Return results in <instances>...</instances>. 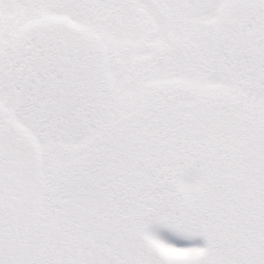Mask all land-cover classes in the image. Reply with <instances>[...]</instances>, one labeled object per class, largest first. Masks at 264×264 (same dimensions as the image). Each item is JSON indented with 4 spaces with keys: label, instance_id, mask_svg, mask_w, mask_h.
Returning <instances> with one entry per match:
<instances>
[{
    "label": "snow or ice",
    "instance_id": "snow-or-ice-1",
    "mask_svg": "<svg viewBox=\"0 0 264 264\" xmlns=\"http://www.w3.org/2000/svg\"><path fill=\"white\" fill-rule=\"evenodd\" d=\"M0 264H264V0H0Z\"/></svg>",
    "mask_w": 264,
    "mask_h": 264
}]
</instances>
